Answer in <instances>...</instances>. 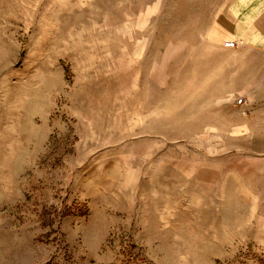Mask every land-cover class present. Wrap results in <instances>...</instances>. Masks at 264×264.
Segmentation results:
<instances>
[{
  "label": "rangeland",
  "instance_id": "374dc122",
  "mask_svg": "<svg viewBox=\"0 0 264 264\" xmlns=\"http://www.w3.org/2000/svg\"><path fill=\"white\" fill-rule=\"evenodd\" d=\"M241 1L0 0V264H264Z\"/></svg>",
  "mask_w": 264,
  "mask_h": 264
},
{
  "label": "crops",
  "instance_id": "0c3cea01",
  "mask_svg": "<svg viewBox=\"0 0 264 264\" xmlns=\"http://www.w3.org/2000/svg\"><path fill=\"white\" fill-rule=\"evenodd\" d=\"M222 34L219 41L264 43V0L228 4L215 18L213 26ZM263 40V41H262Z\"/></svg>",
  "mask_w": 264,
  "mask_h": 264
},
{
  "label": "built area",
  "instance_id": "2783aa9c",
  "mask_svg": "<svg viewBox=\"0 0 264 264\" xmlns=\"http://www.w3.org/2000/svg\"><path fill=\"white\" fill-rule=\"evenodd\" d=\"M231 44L233 45V42ZM245 102H246V100L243 97H239L236 103L244 104Z\"/></svg>",
  "mask_w": 264,
  "mask_h": 264
}]
</instances>
